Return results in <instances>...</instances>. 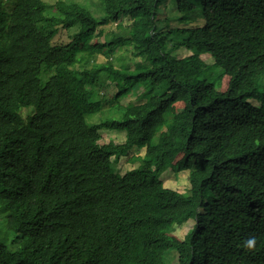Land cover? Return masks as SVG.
<instances>
[{"label": "trees", "instance_id": "16d2710c", "mask_svg": "<svg viewBox=\"0 0 264 264\" xmlns=\"http://www.w3.org/2000/svg\"><path fill=\"white\" fill-rule=\"evenodd\" d=\"M165 1L99 0L96 17L0 0V264H264V0ZM125 18L124 35L94 40ZM124 45L132 68L114 65ZM201 55L191 81L180 63ZM111 84L136 102L92 121ZM168 168L188 171L187 191L164 186ZM189 220L179 241L159 234Z\"/></svg>", "mask_w": 264, "mask_h": 264}, {"label": "rangeland", "instance_id": "374dc122", "mask_svg": "<svg viewBox=\"0 0 264 264\" xmlns=\"http://www.w3.org/2000/svg\"><path fill=\"white\" fill-rule=\"evenodd\" d=\"M44 2L52 3L55 0H43ZM79 2H82L86 5V7L91 11V13L96 16L98 11V2L99 0H76ZM167 0L165 1V3ZM170 3V8L174 5L173 1L168 2ZM171 3L173 5H171ZM165 13V11H164ZM167 13V12H166ZM97 17V16H96ZM129 19L125 18L123 19L122 23L117 25V23H109L107 25L101 26L96 30L94 40L103 41L104 39L109 38H115L119 35L123 34L122 27L127 25L129 23ZM167 24V25H166ZM183 24L181 19H172L170 21H162L161 26H163V30H167V28H174L176 26H179ZM190 52L187 50H180L179 51V57H186L189 55ZM95 62H106L107 58L103 54H97L94 58ZM211 61V58L208 55H201L199 58H192L188 62H185L182 60V63H180L181 69L191 81H197L202 78V68L204 66V63H208ZM126 63L129 64V66L132 68L134 66V59L130 55V47L128 45H124L122 47H118L115 51L114 55V65L116 67H120L121 64ZM90 65V64H89ZM98 84L107 82V77L105 75L101 74L99 77ZM227 78H223V82H226ZM138 90H141L139 88ZM116 93V87L114 84H111L107 89L99 88V97L104 101V105L102 108V111L100 113H97L94 116V119L92 121H97L100 118H103L105 116L113 115L114 112L112 109H108L109 105H112L114 103L118 104H127V103H134L136 102V94L132 93L131 91H127L126 94L121 96L117 102L113 97ZM109 99V101H108ZM182 103L177 102L172 105L171 112L173 116H177L180 114V109L182 108ZM91 120V119H90ZM100 142L105 143L109 140H113L116 143H122L124 141V132L122 131H116V130H107L103 129L100 131ZM164 136V131L161 130L157 133L156 139L160 140ZM155 139V138H154ZM133 154H142V151L135 153L134 150H131L128 155L122 156L118 163L116 164L117 168L120 172H124L126 169H131L137 164V161L132 162L129 160L131 155ZM160 179L163 181L164 186L178 190L180 192L187 191L189 187L188 183V171L186 170H174L172 168H168L165 171L161 172ZM193 221L189 220L186 223L177 225L175 223L167 225L163 227L159 234L166 237H171L176 240L182 239V237L185 235V233L188 231V229L192 226ZM163 245L161 246V249H163ZM170 262L173 264L177 263L176 260V252L170 251L169 253Z\"/></svg>", "mask_w": 264, "mask_h": 264}, {"label": "clouds", "instance_id": "9594fccd", "mask_svg": "<svg viewBox=\"0 0 264 264\" xmlns=\"http://www.w3.org/2000/svg\"><path fill=\"white\" fill-rule=\"evenodd\" d=\"M256 244V238L255 236H250L249 238H247L244 242H243V246L246 249H252L253 246Z\"/></svg>", "mask_w": 264, "mask_h": 264}]
</instances>
